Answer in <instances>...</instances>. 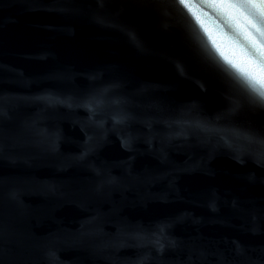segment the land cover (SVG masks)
Here are the masks:
<instances>
[{"label": "water", "instance_id": "1", "mask_svg": "<svg viewBox=\"0 0 264 264\" xmlns=\"http://www.w3.org/2000/svg\"><path fill=\"white\" fill-rule=\"evenodd\" d=\"M0 264H264V101L178 0H0Z\"/></svg>", "mask_w": 264, "mask_h": 264}, {"label": "snow or ice", "instance_id": "2", "mask_svg": "<svg viewBox=\"0 0 264 264\" xmlns=\"http://www.w3.org/2000/svg\"><path fill=\"white\" fill-rule=\"evenodd\" d=\"M178 2L221 59L264 101V0Z\"/></svg>", "mask_w": 264, "mask_h": 264}]
</instances>
